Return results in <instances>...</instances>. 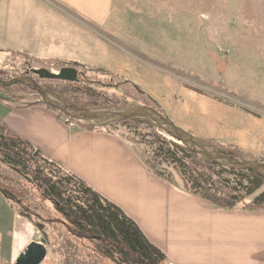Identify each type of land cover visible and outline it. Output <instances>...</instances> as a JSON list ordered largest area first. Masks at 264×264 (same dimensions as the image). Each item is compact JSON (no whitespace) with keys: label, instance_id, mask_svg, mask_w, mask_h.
I'll use <instances>...</instances> for the list:
<instances>
[{"label":"rangeland","instance_id":"rangeland-1","mask_svg":"<svg viewBox=\"0 0 264 264\" xmlns=\"http://www.w3.org/2000/svg\"><path fill=\"white\" fill-rule=\"evenodd\" d=\"M6 1V20L12 23L16 0ZM0 2L1 8L5 1ZM37 3L24 4V17L19 15L17 21L30 19L35 31L45 22L48 38L36 33L32 41L14 39L13 32L0 31L2 79L30 76L63 100L101 112L151 105L181 130L203 140L208 149L264 163V0H112L103 25L55 0ZM21 41L33 52L21 51ZM68 66L78 69L77 81L44 79L32 71ZM74 88L87 91L88 97ZM0 92V118L10 123L21 120L13 102L41 103L28 82L0 86ZM111 129L131 144L151 171L181 183L179 169L156 155L158 144L151 133L177 139L149 123L122 122ZM221 176L245 194L242 174ZM0 186L15 196L10 201L14 208L27 211L33 223L40 219L49 240H61L65 228L58 224L54 204L29 177L2 162L1 150ZM263 191L264 183L238 206L250 205ZM35 229L40 241L42 233ZM81 243V264H99L98 260L113 264L100 254L97 242ZM47 247L49 256L42 264H59V257Z\"/></svg>","mask_w":264,"mask_h":264},{"label":"crops","instance_id":"crops-1","mask_svg":"<svg viewBox=\"0 0 264 264\" xmlns=\"http://www.w3.org/2000/svg\"><path fill=\"white\" fill-rule=\"evenodd\" d=\"M0 1H5L1 32H13L9 34L14 39L32 41L36 33L48 38L45 22L35 31L28 17L17 21L19 15L24 17V4L33 7L38 0H16L12 23L5 16L7 1ZM55 1L98 25L107 23L112 9V0ZM19 45L21 51H31L24 41ZM12 104L21 120L0 118L8 129L120 206L171 264H264V209L215 208L151 171L116 133L78 122L70 126L56 109L40 102ZM35 232L34 223L0 192V264H15L27 246L38 241Z\"/></svg>","mask_w":264,"mask_h":264},{"label":"trees","instance_id":"trees-1","mask_svg":"<svg viewBox=\"0 0 264 264\" xmlns=\"http://www.w3.org/2000/svg\"><path fill=\"white\" fill-rule=\"evenodd\" d=\"M74 89L75 93L88 97L87 91H82L80 88ZM61 94H65V91H61ZM59 113L62 115L61 112ZM76 122L87 128H101L109 131H113L111 128H116L122 122L153 125L150 121L139 118H127L118 125L107 128L86 122ZM152 133L154 143L158 144L156 155L161 157L162 161L172 163L179 169L182 180L178 185L210 201L215 208H237L246 195L254 193L264 183V177L257 172L222 166L178 142L167 140L156 131ZM0 150L2 162L35 182L60 214V218L56 219H60L57 222L65 228V232H62V238L58 243L57 241L53 243L48 239L46 229L39 221L40 219L34 221L35 226L42 233L41 239H44L50 247V254L59 257V264H72L70 261L75 264L84 262L79 260V252L83 244L81 242L86 239L97 242L100 254L113 264H171L165 253L147 238L137 222L120 206L104 197L86 181L35 149L31 142L8 129L1 119ZM223 172L242 174L243 180L247 182L243 186L245 194H242L237 185L231 186L230 182L221 176ZM0 192L9 201L15 199L14 195L1 186ZM241 207L264 209V191L251 201L250 205L244 204ZM19 212L22 216L32 220L27 211L22 212L19 208ZM49 226L52 227L54 224L50 223ZM98 261L101 264L102 261Z\"/></svg>","mask_w":264,"mask_h":264},{"label":"water","instance_id":"water-1","mask_svg":"<svg viewBox=\"0 0 264 264\" xmlns=\"http://www.w3.org/2000/svg\"><path fill=\"white\" fill-rule=\"evenodd\" d=\"M32 71L40 78L60 79L70 82L77 81L79 75L78 69L70 66L62 67L58 71L47 69H33ZM27 82L40 95L41 103L58 110L74 120L91 123L97 127H110L118 125L122 120L127 118L144 119L152 122L157 128L170 134L173 138L177 139L178 143H182L183 146L211 158L222 166L234 169L252 170L264 177V163L223 156L213 149H208L203 140L193 137L181 130L170 118L163 115L154 107L147 105H134L128 108H118L116 111L101 112L91 108L78 107L69 103V101L63 100L54 93L39 86L30 76L18 77L11 80H4L0 77V86L5 88L11 87L16 83ZM2 92L5 93L4 91ZM0 97H2L1 94ZM2 137L4 136L2 135ZM47 255L48 247L44 239H41L40 241H32L24 252H22L16 259L15 264H42L47 258Z\"/></svg>","mask_w":264,"mask_h":264},{"label":"built area","instance_id":"built-area-1","mask_svg":"<svg viewBox=\"0 0 264 264\" xmlns=\"http://www.w3.org/2000/svg\"><path fill=\"white\" fill-rule=\"evenodd\" d=\"M63 119H64V121L66 122V123H68L70 126H74L77 122L75 121V120H73L72 118H70V117H67V116H64L63 115ZM39 232V231H38ZM39 238L41 237V236H38ZM40 240H41V238H40Z\"/></svg>","mask_w":264,"mask_h":264}]
</instances>
